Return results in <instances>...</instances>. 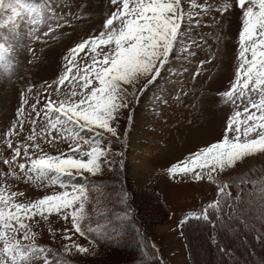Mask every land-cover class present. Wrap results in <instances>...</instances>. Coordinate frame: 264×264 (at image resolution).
I'll list each match as a JSON object with an SVG mask.
<instances>
[{"label":"snow or ice","instance_id":"6c2138e0","mask_svg":"<svg viewBox=\"0 0 264 264\" xmlns=\"http://www.w3.org/2000/svg\"><path fill=\"white\" fill-rule=\"evenodd\" d=\"M185 3L186 0H110L112 9L103 19L98 35L69 48L63 56L62 73L47 83L56 98L50 95L40 110L36 103L31 105L36 117L43 111L41 132L36 131L35 119L31 120V130L26 129L24 108L17 110L19 118L3 137L9 155L0 153V160L7 166L0 174V264H72L65 257L73 253L93 255L101 242L112 239L108 231L113 215L108 208L111 197L93 178L125 167V152L113 151V146L124 143L121 137L127 133L122 122L132 119L129 113L139 96L158 83L165 71L175 68L172 74L176 76L188 72L187 64L174 63L177 58H199L201 46L193 33L200 27L201 13L208 14L213 5L190 0L191 9L199 10L193 14L185 12ZM5 7L12 18L19 17L21 7L29 15L41 11L24 0H0V9ZM216 11L235 14L240 23L234 79L220 93L237 110L226 116L219 140L199 147L168 168L174 179L207 181L218 189L217 198L202 211L185 215L180 221L182 232L191 220L215 232L226 221L231 226V221L242 217L243 211L238 209L244 207L243 195L233 197L230 184L255 182L247 177L233 180L232 173L240 171L246 159L264 156V0H224ZM8 50L0 44V51ZM81 53L85 61L82 68L78 63ZM205 62L200 60V69ZM199 72L196 70L195 75ZM237 101L243 105L242 111ZM23 103L28 104L27 96ZM41 138L55 147L56 154L44 151L37 143ZM60 143H66L67 148L58 147ZM25 179L58 185L62 191L35 201L17 202L24 193L12 190L10 181ZM259 195L264 218V182ZM117 200L125 205L123 214L115 216L118 230L124 231L125 224H131L138 231L135 213L129 211L133 193L122 188ZM52 214L71 224L63 233V240L69 242L64 244L63 253L38 244L29 223L37 215L47 219ZM101 219L108 223L100 224ZM244 222L239 219V223ZM73 236L87 243H78ZM255 238L264 243V232ZM210 243L222 257L231 256V250L221 246L211 233Z\"/></svg>","mask_w":264,"mask_h":264},{"label":"rangeland","instance_id":"374dc122","mask_svg":"<svg viewBox=\"0 0 264 264\" xmlns=\"http://www.w3.org/2000/svg\"><path fill=\"white\" fill-rule=\"evenodd\" d=\"M196 2L213 5L208 14L201 13L200 27L193 33L201 46L199 58L191 61L177 58L174 63L187 64L188 72L176 76L172 74L175 68L165 71L158 83L139 96L129 113L132 119L122 122L127 133L126 137H121L124 143L113 146V151L125 152L123 169L134 179L136 196L140 187L150 186L170 210L169 219L148 224L163 264H192L180 221L188 213L202 211L217 198L218 191L215 184L207 181L174 179L168 174V168L199 147L219 140L226 116L237 110L233 104L225 102L220 93L234 79L240 23L235 14L229 16L216 11L224 0ZM24 3L41 8L40 13L29 15L21 7L19 17L12 18L7 7L0 9V44L9 49L0 51V153L4 156L9 153L4 149L3 137L10 124L19 118L17 110L24 108L26 129L31 130V120L35 119L36 131L41 132L43 111L36 117L31 105L36 103L40 110L50 95L56 98L55 93L48 90L47 83L62 73L63 56L76 43L98 35L103 19L112 9L110 0H24ZM184 8L186 13L199 11L191 9L190 0H186ZM83 56L81 53L78 61L81 68L85 63ZM201 59L206 61L202 69ZM26 96L27 105L23 103ZM236 104L242 111L240 101ZM37 143L45 152L56 154L55 147L46 139L41 138ZM57 146L67 148L66 143ZM6 169L0 160V174ZM10 183L12 190L24 193L17 197V202L35 201L62 191L58 185L47 182L25 179ZM29 223L37 234L38 244L63 249L64 244L69 243L63 240V233L71 228L70 221L52 214L47 219L37 215ZM73 240L87 243L79 236H73ZM122 259V252L113 250L102 261H90L118 264Z\"/></svg>","mask_w":264,"mask_h":264},{"label":"trees","instance_id":"16d2710c","mask_svg":"<svg viewBox=\"0 0 264 264\" xmlns=\"http://www.w3.org/2000/svg\"><path fill=\"white\" fill-rule=\"evenodd\" d=\"M243 177L255 183L230 184L233 197L241 193L243 195L244 207L238 209L243 211L242 217L231 221V226L226 221L225 226L218 228L215 232L209 226L195 220H191L184 226L182 235L186 240L192 264H264V243L258 242L255 238L257 233L264 232L262 227L264 218L260 214L262 205L259 195L260 184L264 182V156L257 155L246 159L241 170L232 173L233 180L238 181ZM133 181L134 179H130L127 172L119 167L115 172L105 171L103 175L93 178V182L100 185L111 197L108 208L113 215L108 231L112 233V239L101 242L93 255L84 257L73 253L70 258L65 257V259H70L72 264H94L96 261L90 260L102 261L111 251L120 250L123 259L118 264H163L162 257L151 239L148 226L151 223H158L160 221L158 219L163 221L169 219L170 210L160 199L161 196L157 191L150 186L140 187L139 194L136 196L133 192ZM122 188L133 193V202L130 204L129 211L135 213V226L139 229L138 231H134L131 224H125L124 231L118 230L115 216L122 215L121 210L125 208V205L117 200V193ZM135 197L138 198L136 202ZM94 219H96L95 216ZM239 219H244L245 222L241 224ZM99 223L107 224L108 222L101 219ZM114 227H117L116 231H113ZM210 233L215 235L221 246L226 245L231 250L230 257H222L216 247L210 243ZM46 247L63 253V249L50 245Z\"/></svg>","mask_w":264,"mask_h":264},{"label":"bare ground","instance_id":"6f19581e","mask_svg":"<svg viewBox=\"0 0 264 264\" xmlns=\"http://www.w3.org/2000/svg\"><path fill=\"white\" fill-rule=\"evenodd\" d=\"M139 122L141 123V122H142V120L140 119V120H139Z\"/></svg>","mask_w":264,"mask_h":264}]
</instances>
